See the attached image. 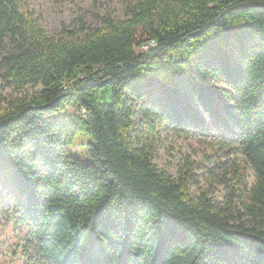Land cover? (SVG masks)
I'll return each instance as SVG.
<instances>
[{
    "label": "trees",
    "instance_id": "trees-1",
    "mask_svg": "<svg viewBox=\"0 0 264 264\" xmlns=\"http://www.w3.org/2000/svg\"><path fill=\"white\" fill-rule=\"evenodd\" d=\"M26 1L0 0V214L27 240L12 254L264 264V0H124V17L58 37ZM214 130L255 174L220 159L222 197L186 153L175 173L155 162L162 132ZM80 134L89 160L71 150Z\"/></svg>",
    "mask_w": 264,
    "mask_h": 264
},
{
    "label": "rangeland",
    "instance_id": "rangeland-1",
    "mask_svg": "<svg viewBox=\"0 0 264 264\" xmlns=\"http://www.w3.org/2000/svg\"><path fill=\"white\" fill-rule=\"evenodd\" d=\"M25 6L34 14L40 24L53 36L58 37L63 28L73 29L81 22L85 25L99 24L108 13L124 17V0H27ZM142 51L138 50V53ZM75 113V108L68 106L54 115L56 120H66ZM91 139L80 134L71 150L83 160H89L87 151ZM227 138L214 130L206 136H178L172 132H162L159 147L156 149L155 162L170 172L177 171V163L186 153L195 167L194 178L202 186L213 189L215 195L222 197L224 185L219 183L223 172L217 168L220 159L237 162L246 167L248 181L255 182V174L240 150H230ZM230 155V156H229ZM26 233L15 227L8 216L0 214V264H24L22 258L12 254L19 243H25Z\"/></svg>",
    "mask_w": 264,
    "mask_h": 264
},
{
    "label": "built area",
    "instance_id": "built-area-1",
    "mask_svg": "<svg viewBox=\"0 0 264 264\" xmlns=\"http://www.w3.org/2000/svg\"><path fill=\"white\" fill-rule=\"evenodd\" d=\"M156 44H157L156 41L151 40V41H149L147 44H144V45L141 47V50H142V51L148 50L149 47H151V46H155Z\"/></svg>",
    "mask_w": 264,
    "mask_h": 264
}]
</instances>
